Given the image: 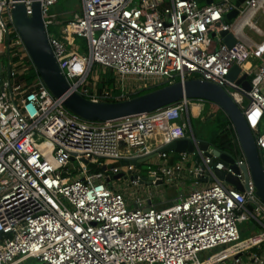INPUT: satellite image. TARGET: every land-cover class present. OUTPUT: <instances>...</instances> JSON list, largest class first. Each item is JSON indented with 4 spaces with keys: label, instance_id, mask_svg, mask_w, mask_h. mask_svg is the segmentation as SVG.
<instances>
[{
    "label": "built area",
    "instance_id": "built-area-1",
    "mask_svg": "<svg viewBox=\"0 0 264 264\" xmlns=\"http://www.w3.org/2000/svg\"><path fill=\"white\" fill-rule=\"evenodd\" d=\"M60 1L70 0L38 2L66 95L120 102L177 82H211L241 111L264 171V33L252 22L264 14V0H246L239 8L236 0H79L80 10L58 36H49L56 22L45 17ZM22 3L32 16L34 1ZM13 6L0 0V264H264V204L251 182L240 192L217 176L224 172L244 186L243 156L234 162L238 175L198 142L192 154L160 152L128 165L176 139H194L190 106L207 102L184 99L117 121H82L26 63L31 60L13 26ZM234 10L237 17L228 22ZM244 28L263 40L253 42ZM223 32L232 36V47L223 43ZM252 58L260 61L246 70ZM234 67L236 80L248 76L250 91L228 80ZM32 70L30 82L18 78L19 71L28 76ZM102 72L112 75L113 89L99 88ZM146 81L156 84L137 87ZM183 114L187 125L176 130ZM236 141L235 135L234 149ZM184 182L188 191L182 188L168 207L141 198V191ZM242 223L257 232L244 242ZM221 246L227 247L207 256Z\"/></svg>",
    "mask_w": 264,
    "mask_h": 264
},
{
    "label": "water",
    "instance_id": "water-1",
    "mask_svg": "<svg viewBox=\"0 0 264 264\" xmlns=\"http://www.w3.org/2000/svg\"><path fill=\"white\" fill-rule=\"evenodd\" d=\"M13 1L14 6L11 10L12 23L23 42L32 65L48 91L55 98L64 99L63 106L72 115L85 122L104 123L153 113L160 109L178 104L184 99L200 100L217 106L224 113L237 138V150L231 145H226L223 149H217L211 143L199 141L196 138L176 139L146 157L128 162V165H141L147 160L156 157L160 152L168 154H192L195 149L194 142H198L200 149L204 151L206 155L224 163L236 175L239 174V170L234 165V162L235 160L241 159V156H243L246 161V166L244 165L240 169L244 176V186H242L240 181L235 177L228 176L224 172H217V176L225 184L234 187L240 192L247 190L248 184L251 182L255 188L256 197L264 204V171L260 163L252 132L248 128L239 108L222 88L211 82L187 80L184 83L177 82L173 85L165 86L120 102H93L78 94L66 95L68 84L49 46L40 13L39 0H33L32 16L30 17L26 14L25 6L22 3L23 0ZM245 1L246 0H236V8H239ZM237 15V10H234L226 16V20L230 22L234 20ZM221 36L224 38L223 43L228 47L234 45V40L231 35L223 32ZM239 73V68L234 67L228 75V80L231 82L235 81ZM236 84L246 92L251 89L246 74L236 80ZM238 149H240L241 154L238 153ZM119 165L124 166L125 163L120 162ZM90 167L94 168V166Z\"/></svg>",
    "mask_w": 264,
    "mask_h": 264
},
{
    "label": "rangeland",
    "instance_id": "rangeland-1",
    "mask_svg": "<svg viewBox=\"0 0 264 264\" xmlns=\"http://www.w3.org/2000/svg\"><path fill=\"white\" fill-rule=\"evenodd\" d=\"M80 10V1L79 0H70V1H60L57 5H55L51 12L45 17L46 22H56L55 24H51L48 27V35L49 36H58V32L60 30V27L62 26V23L60 21L59 13L62 12H69V13H76ZM55 19V21H53ZM252 22L255 23V25L264 33V14L262 11H259L257 15L252 19ZM243 34L252 40L255 43H260L263 40V37L256 35L253 31H251L248 28H244ZM2 61V59H1ZM27 64H31V62H26ZM98 71H100V68H96ZM97 74V72H95ZM95 76V75H94ZM96 77V76H95ZM100 78H111L112 75L110 73H104L102 72L100 74ZM156 84V81H146L143 84L139 83L136 84L137 87H141V89L145 90L148 89L151 85ZM134 86V85H132ZM208 105L207 109L201 113H197L196 110H194V114H190V123H191V130L194 134L195 138L199 141L211 143V140H213L214 137L218 136L219 132L221 131V127L227 124V118L224 115V113L215 105H212L210 103H206ZM146 167L143 166V175L145 174ZM188 184V183H187ZM188 185H186L187 187ZM185 187V186H184ZM184 187H177L175 192L181 193L182 188ZM154 189L150 190L149 194L147 195L146 191H141L143 194L141 195L142 199L146 200V204H156L162 206H167V204L171 203L169 202L170 199L175 197V192L168 193L167 189ZM129 199H133V196H130ZM248 223H242L240 224L239 230H240V240L245 241L249 239L253 233L252 230L248 228ZM227 246L218 247L216 249H213L211 252H208L207 256L213 255L215 253L220 252ZM24 264H38L35 260L29 259L28 261H25Z\"/></svg>",
    "mask_w": 264,
    "mask_h": 264
},
{
    "label": "trees",
    "instance_id": "trees-1",
    "mask_svg": "<svg viewBox=\"0 0 264 264\" xmlns=\"http://www.w3.org/2000/svg\"><path fill=\"white\" fill-rule=\"evenodd\" d=\"M17 75H18L19 79L26 78L25 80L30 82V80H32L34 78V71L32 70L31 74H29L28 76H25V74L22 71H19L17 73ZM104 86H108V88L113 89L112 79L111 78H109V79L103 78V81H102V83H100L99 88H103ZM151 91H153V90H146V91L140 93L139 95H143V94H146V93L151 92ZM233 137H235V133L231 127L229 120H227V124L224 125L223 127H221V131L219 132L218 136L214 137L213 140H211V144L214 145V147H216L217 149H223L224 146L231 145V140ZM171 204H172V202L167 204V206L159 207L160 205H158V203H156V204H153V206L158 208V209H162V208L170 206Z\"/></svg>",
    "mask_w": 264,
    "mask_h": 264
},
{
    "label": "crops",
    "instance_id": "crops-1",
    "mask_svg": "<svg viewBox=\"0 0 264 264\" xmlns=\"http://www.w3.org/2000/svg\"><path fill=\"white\" fill-rule=\"evenodd\" d=\"M73 15L74 14H72V13H69V12H62V13H59V19H60V21H61V23H64V22H66V21H68V20H70L72 17H73ZM76 43H78V42H76ZM259 61L260 60H258V59H251L246 65H245V69H246V67H247V69L246 70H249V69H251L255 64H257V63H259ZM263 61H264V58H263ZM103 81V80H102ZM207 107H208V105L205 103V104H203L199 109H197L198 107H196V106H190V108H191V110H190V112H189V116H190V114H194L195 115V112H194V110H196V112L199 114V113H201V112H203V111H205L206 109H207ZM190 119V118H189ZM184 125H187V116L185 115V114H183V116H182V118L179 120V121H177V122H175V124H174V126H175V128H176V130H180L181 128H183V126ZM190 126H191V123H190ZM189 129L187 128V129H185L184 130V132L186 133V135H189L190 133H189ZM192 131V130H191ZM187 181H189V180H187ZM186 182V181H185ZM185 182L183 183V185H182V187H184L183 188V190L185 191V192H187L188 191V189H189V182H187L186 184H185ZM186 185H188L187 187H186ZM176 188H177V186H173V187H163L162 189H167L168 190V193H170L169 191H171V192H175V190H176ZM156 189H161V187L160 188H156ZM182 193V192H181ZM181 193H178V192H175V197H173L172 199H170V201L169 202H172V203H174L177 199H178V197H179V195H181ZM147 205H149V204H147ZM150 205H153V204H150ZM131 208H133V206L131 205L130 206Z\"/></svg>",
    "mask_w": 264,
    "mask_h": 264
},
{
    "label": "bare ground",
    "instance_id": "bare-ground-1",
    "mask_svg": "<svg viewBox=\"0 0 264 264\" xmlns=\"http://www.w3.org/2000/svg\"><path fill=\"white\" fill-rule=\"evenodd\" d=\"M262 46V45H261ZM260 46V47H261ZM246 69H247V67H246ZM233 96H234V98H236V99H238L239 98V96L237 95V94H233Z\"/></svg>",
    "mask_w": 264,
    "mask_h": 264
}]
</instances>
